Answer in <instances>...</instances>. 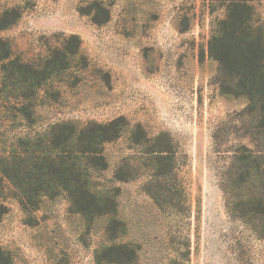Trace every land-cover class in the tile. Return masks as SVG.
<instances>
[{
	"label": "rangeland",
	"instance_id": "rangeland-1",
	"mask_svg": "<svg viewBox=\"0 0 264 264\" xmlns=\"http://www.w3.org/2000/svg\"><path fill=\"white\" fill-rule=\"evenodd\" d=\"M233 1L0 0L12 60L39 65L70 37L81 43L71 68L37 90L0 62V157L57 124L122 121L121 137L103 145L106 169L91 172L109 214L73 212L65 193L25 208L0 173V264H264V239L229 214L222 190L236 151L255 148L248 100L222 93L230 80L209 56ZM246 2L264 23V0ZM19 88L30 97L17 101ZM158 186L171 204L148 193Z\"/></svg>",
	"mask_w": 264,
	"mask_h": 264
},
{
	"label": "trees",
	"instance_id": "trees-1",
	"mask_svg": "<svg viewBox=\"0 0 264 264\" xmlns=\"http://www.w3.org/2000/svg\"><path fill=\"white\" fill-rule=\"evenodd\" d=\"M69 41L76 42L75 48H71ZM80 44L77 37H70L63 52L52 53L43 63L35 65L12 60L10 48L0 40V62H7L3 66L4 73L13 74L15 80L21 81L28 74L29 80L37 82L34 89L37 90L38 84L47 85L53 77L71 68V60L79 55ZM209 56L230 80V85L222 87V93L246 98V114L255 119L247 132L255 148L237 150L222 180L226 207L232 217L264 239V23L255 20L246 0L230 4L226 19L219 23L209 44ZM19 90L17 101L30 97L25 88ZM121 135V120L84 128H76L71 123L57 124L50 128L46 138L18 139L12 152L0 157V173L13 185L25 208H35L41 198L65 193L73 212L90 217L109 214L114 203L92 189L91 172L106 169L103 145ZM153 152L160 154L156 159L161 160L165 159L161 154L167 151ZM121 174L117 173L116 179L126 180ZM167 174L168 171L159 169L156 177L163 178ZM148 193L159 206L175 200L169 197L166 186H158L156 191ZM112 249L119 250L125 258H135L134 248L128 245Z\"/></svg>",
	"mask_w": 264,
	"mask_h": 264
}]
</instances>
